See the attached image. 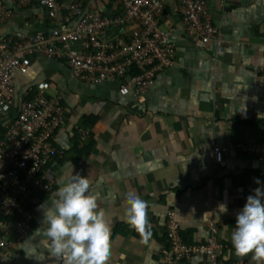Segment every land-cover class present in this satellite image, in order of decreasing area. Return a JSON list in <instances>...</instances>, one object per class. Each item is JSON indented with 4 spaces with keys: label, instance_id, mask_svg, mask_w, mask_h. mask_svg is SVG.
<instances>
[{
    "label": "crops",
    "instance_id": "1",
    "mask_svg": "<svg viewBox=\"0 0 264 264\" xmlns=\"http://www.w3.org/2000/svg\"><path fill=\"white\" fill-rule=\"evenodd\" d=\"M227 3L225 11L222 0L208 4L211 20L226 40L221 55L213 44L203 48L183 36L177 26L175 64L139 97L119 96L113 84L93 86L70 78L62 63L32 65L26 78L50 79L52 92L60 90L64 96L65 120L56 134L64 156L55 168L52 191L35 206L29 234L0 252V264H60L41 236L29 239L42 227L41 206L50 202L64 176L76 173L91 181L90 190L105 213L111 230L109 264H163L169 209L175 210L187 242H206L208 224L214 223L218 259L254 264L251 254L235 255L231 234L247 196L264 186V177L246 172L264 173V160L230 152L219 165L211 149L232 140H264V0ZM26 16L29 12L2 24L0 34L34 30L35 22ZM87 115L95 117L92 125ZM78 134L85 135L84 144L91 142L88 153L75 147ZM129 192L148 203V244L126 222ZM202 261L195 256L188 264Z\"/></svg>",
    "mask_w": 264,
    "mask_h": 264
},
{
    "label": "built area",
    "instance_id": "2",
    "mask_svg": "<svg viewBox=\"0 0 264 264\" xmlns=\"http://www.w3.org/2000/svg\"><path fill=\"white\" fill-rule=\"evenodd\" d=\"M209 1L0 0V29L25 12L35 22L26 34H0V252L29 234L35 206L53 189L57 171L49 162L64 156L56 142L65 120L64 96L52 92L50 79L26 78L32 65L62 63L70 78L113 84L119 96L139 97L175 64L177 26L183 36L203 48L213 44L221 55L227 44L211 20ZM227 5L222 0L221 9ZM230 152L264 159V142L215 143L211 156L223 165ZM166 228L163 264H188L195 256L204 264H243L218 259L214 223L208 224L210 237L203 243L185 240L174 209L167 211Z\"/></svg>",
    "mask_w": 264,
    "mask_h": 264
},
{
    "label": "clouds",
    "instance_id": "3",
    "mask_svg": "<svg viewBox=\"0 0 264 264\" xmlns=\"http://www.w3.org/2000/svg\"><path fill=\"white\" fill-rule=\"evenodd\" d=\"M80 136L78 134L77 141L82 146L84 139ZM256 183L261 184L259 179ZM90 189L91 181L87 177L79 173L68 174L61 179L50 202L45 201L41 206L42 227L37 228L29 240L41 236L44 247L60 264H109L111 230ZM253 192L236 215L231 244L237 257L251 254L254 264H264V186ZM126 205V222L140 235L141 242L148 244L152 236L148 203L137 193L129 192ZM222 207L226 212V206Z\"/></svg>",
    "mask_w": 264,
    "mask_h": 264
},
{
    "label": "trees",
    "instance_id": "4",
    "mask_svg": "<svg viewBox=\"0 0 264 264\" xmlns=\"http://www.w3.org/2000/svg\"><path fill=\"white\" fill-rule=\"evenodd\" d=\"M93 116H90V115H87V116H85L84 118H85V120L87 121V122H89V125H92V123L94 122V119H95V117H93ZM264 122V121H263ZM91 142H89V143H87V144H83V146H79V143H78V141L77 142H75V147H79V148H83V150H80V152L81 153H83V152H85V153H88V151H89V149L91 148ZM55 161H54V158L49 162L50 164V166H52V167H54V168H57V165L58 164H60L61 162H62V159L63 158H58V157H55ZM248 175H253V174H255V175H258V176H261V177H264V173H261V172H258V171H253V170H248L247 172H246ZM43 197H45V196H43ZM42 198V197H41Z\"/></svg>",
    "mask_w": 264,
    "mask_h": 264
},
{
    "label": "flooded vegetation",
    "instance_id": "5",
    "mask_svg": "<svg viewBox=\"0 0 264 264\" xmlns=\"http://www.w3.org/2000/svg\"><path fill=\"white\" fill-rule=\"evenodd\" d=\"M177 58V57H176Z\"/></svg>",
    "mask_w": 264,
    "mask_h": 264
}]
</instances>
